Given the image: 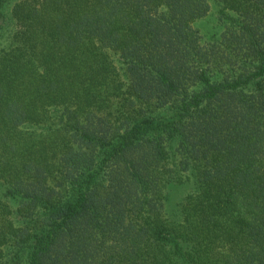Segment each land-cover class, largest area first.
<instances>
[{
	"label": "trees",
	"instance_id": "obj_1",
	"mask_svg": "<svg viewBox=\"0 0 264 264\" xmlns=\"http://www.w3.org/2000/svg\"><path fill=\"white\" fill-rule=\"evenodd\" d=\"M0 264H264V0H0Z\"/></svg>",
	"mask_w": 264,
	"mask_h": 264
},
{
	"label": "rangeland",
	"instance_id": "obj_2",
	"mask_svg": "<svg viewBox=\"0 0 264 264\" xmlns=\"http://www.w3.org/2000/svg\"><path fill=\"white\" fill-rule=\"evenodd\" d=\"M196 27L200 29L203 33H211L217 29V21L215 15L210 14L209 17L203 19L196 24Z\"/></svg>",
	"mask_w": 264,
	"mask_h": 264
}]
</instances>
